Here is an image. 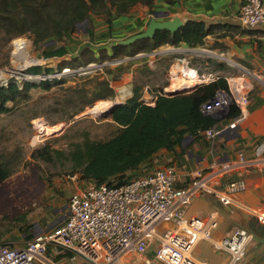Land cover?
Returning a JSON list of instances; mask_svg holds the SVG:
<instances>
[{"label":"built area","instance_id":"1","mask_svg":"<svg viewBox=\"0 0 264 264\" xmlns=\"http://www.w3.org/2000/svg\"><path fill=\"white\" fill-rule=\"evenodd\" d=\"M238 22L245 30H264V0H246ZM17 38L14 41L16 52ZM175 61L169 69V85L164 94L217 81L221 73L214 68L201 72L191 64L190 53L213 55L205 49L175 48ZM17 59L21 64L23 58ZM161 48L147 56V65L167 55ZM22 57V55H21ZM134 57L118 59L105 64H90L79 69L65 68L54 74L32 75L16 67L0 73V87H6L11 79L47 80L72 75H93L102 72L105 65L123 63ZM14 58V57H13ZM42 63V62H41ZM15 66V65H14ZM245 74L227 77L229 91L220 90L203 105V112L212 116L215 124L201 135L209 142L210 163L206 169H195L185 185H180L179 169L174 164L148 170L143 168L138 175L122 185L97 184L87 181L73 192L68 200V210L63 221L56 227L36 234L22 247L0 242V264H52L50 253H71L68 259L84 264H126L130 255L145 256L150 247L155 248V261L160 264H206L198 261L193 251L201 239H211L217 223H208L201 218H188L186 211L200 195H213L225 206L233 205L249 211L264 224V212L248 209L238 197L247 189L245 175L251 166L243 152L234 159L219 153L218 142L232 137L240 122L248 115L254 84ZM184 82V83H183ZM148 90V89H147ZM157 96L143 97L147 105H154ZM239 115L229 119L232 107ZM256 164L264 162V142L256 145ZM167 225H173L169 227ZM254 237L245 228H237L218 248H225L231 257L230 264H239L246 255ZM61 253H56L55 250ZM147 264L151 261L147 260Z\"/></svg>","mask_w":264,"mask_h":264},{"label":"trees","instance_id":"2","mask_svg":"<svg viewBox=\"0 0 264 264\" xmlns=\"http://www.w3.org/2000/svg\"><path fill=\"white\" fill-rule=\"evenodd\" d=\"M175 5L179 0H164ZM155 0H0V29L10 38L30 35L36 49H40L44 59L63 58L57 69L47 65H34L25 72L32 75L54 74L65 68L79 69L90 64H105L114 60L149 54L163 46L185 45L190 48L203 47L208 37H226L238 33L242 28L221 23L207 25L203 21L188 20L176 33L159 30L151 39H143L125 46L114 43L109 48L94 49L85 47L80 54L65 58L69 53V42L78 34L80 27L87 21L85 35L90 41L94 38L93 17L104 20L110 26L115 19L128 15L137 6L152 8ZM243 33H252L245 30ZM215 43L214 46H219ZM172 60L174 59L171 58ZM168 61L167 67L172 63ZM199 65L191 64L201 72L214 68L221 73L212 83L195 87L187 93L173 96L164 94L160 89L154 105L142 101L146 84L135 83L132 96L124 103L115 104L110 118L115 126L113 133L106 139L94 140L85 133L82 141L72 144L68 153L58 155L63 162L71 164V176L82 181H93L99 185H122L138 175L144 166H151L154 157L161 151L176 152L182 148L188 136L204 139L201 135L211 128L216 120L203 112V105L220 90L229 91L227 75L228 64L213 57L199 58ZM109 65L104 66L109 71ZM110 72V71H109ZM95 76V75H94ZM89 76L92 87L74 91L71 99L80 105L79 115L85 108L92 107L98 101H112L116 92L106 78ZM234 76V75H231ZM67 77L47 80L11 79L8 86L0 87V113H10L21 103L32 99V90L51 91L61 87ZM70 100V99H69ZM239 115V109L232 107L229 119ZM42 152V153H41ZM33 158L50 161L48 149ZM61 154V153H59ZM21 159L0 156V181L10 178L20 166ZM22 220V219H20ZM27 225L23 231L30 230ZM7 226L0 230V242L12 232ZM32 239V235H28ZM71 253L58 255L57 260L69 257Z\"/></svg>","mask_w":264,"mask_h":264},{"label":"crops","instance_id":"3","mask_svg":"<svg viewBox=\"0 0 264 264\" xmlns=\"http://www.w3.org/2000/svg\"><path fill=\"white\" fill-rule=\"evenodd\" d=\"M245 2L246 0H179L175 5H169L164 0H155L152 8L147 6L140 9L135 8L130 14L115 19L112 26L102 19L93 17L95 26L93 40L90 41L85 32L75 35L69 42V53L65 58L80 54L87 46L94 49L109 48L114 43L143 32L156 12L169 13L166 19L179 17L184 22L196 20L203 21L207 25L221 23L241 27L238 15ZM243 31L242 28L238 33L222 38L210 36L207 38L206 44L199 48L210 50L213 53L212 57L219 61L246 67L252 72L253 80L258 81L262 86L255 89L251 97L248 115L240 122L234 136L225 137L223 141L218 142L217 150L219 153L227 154L230 159H234L239 152H243L250 163H253L245 175L247 189L239 195L238 200L250 210L264 212V162L260 165L255 163L258 159L255 154L256 145L264 142V30H253L252 33H243ZM215 43H220V45L214 46ZM175 48L187 50L190 47L185 45L163 46L161 49L167 50V55L157 58L152 66L146 64L149 59L147 56L134 57L123 63L113 64L126 66L128 69L127 73H123L114 84L111 83L116 92L115 99L111 101L112 107L115 104L126 102L132 96L135 85L133 77L135 75L136 79L137 76L142 77L144 66L155 70L154 76L157 80L163 72L161 69L163 63L161 62L170 55L173 56ZM62 59L56 57L46 59L47 66H53L56 60ZM170 66H165L168 76ZM168 85L163 88H167ZM157 86L159 85H156V88H161ZM149 87L148 84L144 87L143 97H156L160 89L149 95L147 90ZM208 149L209 142L206 139L188 138L183 147L178 148L176 152L163 150L154 157L150 167H144L153 170L174 164L179 169L181 179L179 184L185 185L190 179L191 172L195 169L208 168L211 160ZM67 205L61 207L60 211L58 208L54 209V212L47 217V223L42 231L56 227L63 221L67 214ZM186 216L201 218L208 223H217L216 228L212 231V238L201 239L196 244L193 255L198 261L206 264H230L229 252L225 248L218 247L234 230L245 228L252 233L254 239L248 247L245 259L239 264H264V224L260 223L249 211L233 205L225 206L215 196L204 194L193 200L186 211ZM167 226L172 227L173 225ZM134 257L135 255L128 256L125 260L126 264H147V260L151 261V264H160L155 261L153 246L145 256H139L143 261L138 258L139 261L134 262Z\"/></svg>","mask_w":264,"mask_h":264},{"label":"rangeland","instance_id":"4","mask_svg":"<svg viewBox=\"0 0 264 264\" xmlns=\"http://www.w3.org/2000/svg\"><path fill=\"white\" fill-rule=\"evenodd\" d=\"M142 7L145 6H137L136 9ZM86 26L88 25L83 24L80 27L79 35L84 33ZM17 38H24L29 44L28 58L23 59L21 64L15 63L17 59L13 54L14 41ZM207 57L212 56L200 53L197 55V52L190 53L191 61L199 66L201 64L198 59ZM175 58V55H170L161 62L163 72L157 80L154 76L155 70L144 66L142 77L137 76L136 79L135 75L133 81L138 84H148L149 95L162 89L169 84V76L165 68L168 61L173 62ZM60 62L61 60H56L53 66L49 67L57 69ZM34 65H47V63L41 50L35 48L30 35L11 39L4 30L0 29V73L11 66L22 73V69ZM109 67L110 72L103 70L90 76L106 78L114 84L123 73H127L128 69L126 66L117 65H109ZM228 67V71L224 72L225 75L245 74L256 90L262 87L258 81L253 80L252 72L246 67L236 64H228ZM21 77L19 76V80ZM91 78L83 74L72 75L66 78L68 81L65 84L51 91L34 89L29 102L17 105L10 113H0V156L5 158L15 156L21 159L17 171L7 180L0 181V230L5 231L7 226L13 227L12 232L4 238V241L11 245L22 247L31 240L28 235L34 237L40 233L47 223V217L54 212V209L58 208L60 211L61 207L67 205L70 195L86 184L87 181L80 180L78 176H71V164L68 161L63 162L58 155L68 153L73 143L82 141L85 133L94 140L106 139L113 133L114 124L110 116L104 115L112 109L111 101H98L94 106L85 108L81 114H73L78 111L80 105H83L81 102L78 105L77 101L71 99L74 97V91L81 88L90 89ZM156 85L161 88H156ZM96 109L99 114L94 113ZM44 148L48 149L52 157L50 161L33 158L34 152L39 156ZM27 225H31V229L24 232L23 229ZM55 252L61 253L57 249ZM58 255L63 254H49L52 264H84L80 259L71 262L68 257L57 260ZM138 258L143 261L138 255H135L133 261L138 262Z\"/></svg>","mask_w":264,"mask_h":264},{"label":"water","instance_id":"5","mask_svg":"<svg viewBox=\"0 0 264 264\" xmlns=\"http://www.w3.org/2000/svg\"><path fill=\"white\" fill-rule=\"evenodd\" d=\"M168 16H169V13L160 14V13L156 12L153 15V18L151 19L150 23L147 25V28L143 32L138 33V34H136L132 37H129L125 40H121L118 42V44L128 46V45L134 44V43H136L140 40H143V39H151L155 36V33L159 30H167V31H170L171 33L174 34L177 31H179V29L185 25V22L181 18L175 17L173 19H166ZM84 24L88 25V22L86 21ZM84 32L86 33L85 29H84ZM187 89L188 88H184L182 90L173 92L170 94V96H173L175 94L186 93L185 90H187ZM104 115L106 117H109L111 115V110H108L107 112H105ZM188 138H193V137L188 136L186 139H188Z\"/></svg>","mask_w":264,"mask_h":264},{"label":"bare ground","instance_id":"6","mask_svg":"<svg viewBox=\"0 0 264 264\" xmlns=\"http://www.w3.org/2000/svg\"><path fill=\"white\" fill-rule=\"evenodd\" d=\"M29 49V44L27 41H22V40H17V44H16V52L15 54L19 57V58H23L26 59L28 58L29 52H27ZM22 55V57H21ZM100 111V110H99ZM98 113V110L96 109L94 113ZM99 114V113H98Z\"/></svg>","mask_w":264,"mask_h":264}]
</instances>
